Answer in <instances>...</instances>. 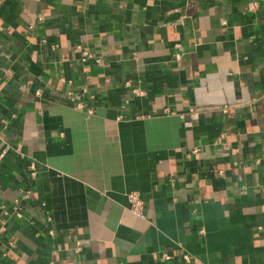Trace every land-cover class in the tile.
I'll use <instances>...</instances> for the list:
<instances>
[{"label": "crops", "instance_id": "1", "mask_svg": "<svg viewBox=\"0 0 264 264\" xmlns=\"http://www.w3.org/2000/svg\"><path fill=\"white\" fill-rule=\"evenodd\" d=\"M183 254L264 264V0H0V264Z\"/></svg>", "mask_w": 264, "mask_h": 264}, {"label": "built area", "instance_id": "2", "mask_svg": "<svg viewBox=\"0 0 264 264\" xmlns=\"http://www.w3.org/2000/svg\"><path fill=\"white\" fill-rule=\"evenodd\" d=\"M252 6H255V2H253L251 4V7ZM77 51H78V54H79V59L81 61H86V60H93L94 62L96 63H101L102 59L100 56L94 54L90 49H88L87 47H84V46H77L76 47ZM128 84V83H126ZM40 90L37 89L35 91V95H40ZM132 93L134 94V96H143L144 95V90L139 88L138 86H133L132 87ZM221 112L222 113H228L230 111V107L228 105H223L221 108ZM90 110V109H89ZM214 172L218 175H221L223 172L222 170H214ZM29 195V191L28 190H25L23 192V198H27ZM127 199H128V202H129V208L132 212L136 213V214H139L142 210V201L141 199L139 198L137 192L135 191H130L127 193ZM76 252H78L80 250V245L79 243L76 244ZM162 258L164 259H167L169 258L168 255H166L165 253L162 254ZM182 260L189 264L191 262L190 260V257L188 254H183L182 256Z\"/></svg>", "mask_w": 264, "mask_h": 264}]
</instances>
